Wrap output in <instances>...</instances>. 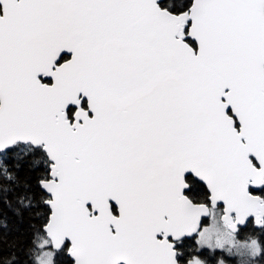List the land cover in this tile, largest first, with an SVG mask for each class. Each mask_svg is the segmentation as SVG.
I'll use <instances>...</instances> for the list:
<instances>
[{
	"label": "snow or ice",
	"instance_id": "1",
	"mask_svg": "<svg viewBox=\"0 0 264 264\" xmlns=\"http://www.w3.org/2000/svg\"><path fill=\"white\" fill-rule=\"evenodd\" d=\"M0 207V264H264V0H0Z\"/></svg>",
	"mask_w": 264,
	"mask_h": 264
},
{
	"label": "trees",
	"instance_id": "2",
	"mask_svg": "<svg viewBox=\"0 0 264 264\" xmlns=\"http://www.w3.org/2000/svg\"><path fill=\"white\" fill-rule=\"evenodd\" d=\"M0 212L6 213L9 222V228L7 231H4L0 228V251L3 254H7L10 249H8V244H11L13 241L17 243L18 246L21 245L27 230V221L21 223L18 222L11 213L7 212L6 209L0 207Z\"/></svg>",
	"mask_w": 264,
	"mask_h": 264
},
{
	"label": "water",
	"instance_id": "3",
	"mask_svg": "<svg viewBox=\"0 0 264 264\" xmlns=\"http://www.w3.org/2000/svg\"><path fill=\"white\" fill-rule=\"evenodd\" d=\"M64 55H66V56H68L70 58V54H64Z\"/></svg>",
	"mask_w": 264,
	"mask_h": 264
},
{
	"label": "flooded vegetation",
	"instance_id": "4",
	"mask_svg": "<svg viewBox=\"0 0 264 264\" xmlns=\"http://www.w3.org/2000/svg\"><path fill=\"white\" fill-rule=\"evenodd\" d=\"M64 58H69L68 56L64 55Z\"/></svg>",
	"mask_w": 264,
	"mask_h": 264
}]
</instances>
